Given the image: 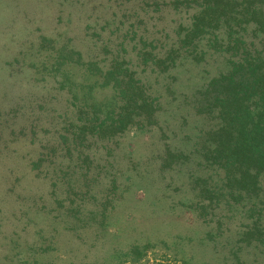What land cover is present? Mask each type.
Wrapping results in <instances>:
<instances>
[{
    "label": "rangeland",
    "instance_id": "1",
    "mask_svg": "<svg viewBox=\"0 0 264 264\" xmlns=\"http://www.w3.org/2000/svg\"><path fill=\"white\" fill-rule=\"evenodd\" d=\"M175 1L0 0V264H264V172L239 194L203 154L202 89L243 44L184 43L201 0ZM89 62L128 67L152 120L74 141L113 96Z\"/></svg>",
    "mask_w": 264,
    "mask_h": 264
},
{
    "label": "trees",
    "instance_id": "2",
    "mask_svg": "<svg viewBox=\"0 0 264 264\" xmlns=\"http://www.w3.org/2000/svg\"><path fill=\"white\" fill-rule=\"evenodd\" d=\"M199 5L200 11L182 38L184 43L220 29L221 33H215L216 42L236 51L242 43L244 49L226 72L202 89L199 105L218 119L207 132L204 158L222 169L231 191L250 193L258 189V177L264 172V0H201ZM249 24L254 27L252 36L259 38L257 43L253 39L247 42L246 35L233 30L239 27L245 33ZM89 64L94 65L91 86L111 87L113 96L107 103L92 100L78 106L74 141L109 139L136 122L152 120L158 106L128 67L115 64L103 69L94 62Z\"/></svg>",
    "mask_w": 264,
    "mask_h": 264
}]
</instances>
